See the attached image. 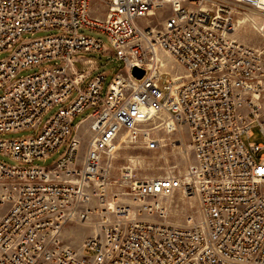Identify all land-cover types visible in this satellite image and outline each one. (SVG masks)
<instances>
[{"label":"built area","instance_id":"obj_1","mask_svg":"<svg viewBox=\"0 0 264 264\" xmlns=\"http://www.w3.org/2000/svg\"><path fill=\"white\" fill-rule=\"evenodd\" d=\"M89 7L0 0V53L11 52L0 61V134L36 131L0 139V154L18 163L0 162V264H264V49L235 36L250 14L264 33V0H108L101 19ZM83 30L105 35L123 64L102 97L105 76L74 67L91 64L75 55L107 52ZM252 127L262 141L245 145ZM160 134L178 135L175 147L186 135L184 172L136 178L131 163L120 173L129 192L103 194L107 161L121 148L161 150ZM66 143L53 165L33 164ZM169 197L196 205L182 224L156 220ZM94 208L93 235L65 244L66 224Z\"/></svg>","mask_w":264,"mask_h":264},{"label":"rangeland","instance_id":"obj_2","mask_svg":"<svg viewBox=\"0 0 264 264\" xmlns=\"http://www.w3.org/2000/svg\"><path fill=\"white\" fill-rule=\"evenodd\" d=\"M108 0H90V16L94 18H103L106 12V2ZM250 14V13H249ZM251 16L249 15V18ZM163 17L158 20H161ZM251 22H246L243 25L239 26L236 30L235 36L237 40L241 43L252 46L255 48L264 49V33H260L256 29L253 28L252 24L254 22L252 19H249ZM156 24V21L154 25ZM84 35L89 36L94 39H99L105 49L107 50L106 54H91L84 53L75 55L73 58H81L82 60H90L91 64L84 65L82 62L77 61L74 64V67L77 71H88L91 70V75L94 76L98 73H101L105 76L104 82L102 83V91L101 97L104 95V92L108 85L111 83V79L117 73L122 72L123 64L114 59L111 55L110 47L105 35L97 33L95 31H87L83 30ZM57 33L55 30L53 31H44L35 33L33 35L26 34L23 35L22 40H34L45 37L49 34ZM10 51L0 53V61L5 60L9 57ZM96 69V70H94ZM38 69H26L22 70L18 73L17 77L22 78L28 75L37 72ZM167 82V77H161L160 85L163 86ZM86 84V82L84 83ZM74 95V94H73ZM60 107L57 105L53 107L48 113L44 115L42 118V122L49 119ZM93 109H88L82 114L77 115L73 121L72 125H76L79 121L84 119L86 115L91 113ZM251 132L253 136L247 139L245 136L241 137L242 142L247 145L251 142H261V137L258 129L256 127H252ZM36 131L25 129L22 131H17L15 133H4L0 134V139L4 141L9 140H19L29 138L34 135ZM161 138L166 142V146L161 150L155 152H148L144 149H136L132 147L121 148L118 150L114 157L107 161L109 166L108 180L106 181V190L103 194H113V193H128L130 184L121 181L120 173L121 169L125 166L131 165L134 163V177L136 178H150V177H164L167 175L179 176L181 175L187 164V151L186 144L187 138L186 135L180 138V145L175 147L171 145L173 139L177 138L178 135H162ZM88 140V135L85 136V142ZM67 147V143L59 147L54 153L48 156L45 159H40L35 161L33 164L39 167H49L53 165L59 157L64 153ZM0 162L4 163L8 166H16L18 163L11 160L9 157L0 154ZM130 198L126 196L124 198V202H129ZM161 204L167 208L166 214L164 218H157L156 220L161 223L166 224H174L179 225L184 222V217L186 214L194 211L196 209V205L192 200H179L178 197H169L165 199H161ZM95 212H91L88 219L82 222H71L67 223L63 233L62 239L63 242L67 245L78 247L81 242L85 239L93 235V233L97 230L98 223L100 222V210L94 208Z\"/></svg>","mask_w":264,"mask_h":264},{"label":"bare ground","instance_id":"obj_3","mask_svg":"<svg viewBox=\"0 0 264 264\" xmlns=\"http://www.w3.org/2000/svg\"><path fill=\"white\" fill-rule=\"evenodd\" d=\"M250 18H249V15L245 18V20H242V21H238L237 22V26H236V30L239 26L243 25L244 23L246 22H251L249 21V19H252V21L254 22V24H252L253 28L258 30L259 31V28H257V24L260 22V19L258 18L257 15H254V14H250Z\"/></svg>","mask_w":264,"mask_h":264},{"label":"water","instance_id":"obj_4","mask_svg":"<svg viewBox=\"0 0 264 264\" xmlns=\"http://www.w3.org/2000/svg\"><path fill=\"white\" fill-rule=\"evenodd\" d=\"M131 75L135 78V79H140L143 75V71L141 69H138L136 67H133L131 70Z\"/></svg>","mask_w":264,"mask_h":264}]
</instances>
